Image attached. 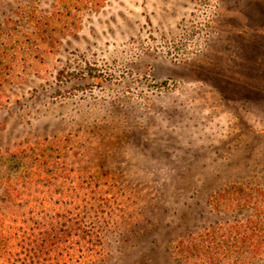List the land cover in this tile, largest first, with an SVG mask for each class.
<instances>
[{"label":"rangeland","instance_id":"1","mask_svg":"<svg viewBox=\"0 0 264 264\" xmlns=\"http://www.w3.org/2000/svg\"><path fill=\"white\" fill-rule=\"evenodd\" d=\"M255 203L264 0H0V230L69 219L70 264H183ZM21 246L0 264H34Z\"/></svg>","mask_w":264,"mask_h":264},{"label":"trees","instance_id":"2","mask_svg":"<svg viewBox=\"0 0 264 264\" xmlns=\"http://www.w3.org/2000/svg\"><path fill=\"white\" fill-rule=\"evenodd\" d=\"M48 24H51L50 19L37 18L35 32L41 33L40 28H44V31V26ZM32 175L35 172L28 173L27 179L32 178ZM70 183L68 179L63 183L65 191L74 189V183ZM242 200L243 197L238 202ZM50 202H46L48 207L43 209L44 212L50 208ZM243 202L246 203L245 200ZM23 222L27 226L1 229L0 242L16 240L23 245L21 247L25 246V253L34 264H70L73 262L71 255L79 252L85 256L84 252L91 250L84 248L86 236L90 235L80 223L65 219L62 222H48L47 225L34 222V226H28L27 220ZM173 252L183 264H256L264 255V203H255L253 213L244 220L216 223L179 239Z\"/></svg>","mask_w":264,"mask_h":264}]
</instances>
